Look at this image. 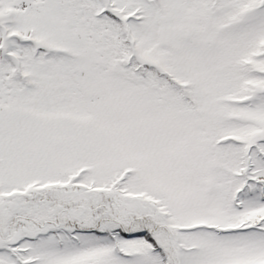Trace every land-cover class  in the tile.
Instances as JSON below:
<instances>
[{
  "label": "snow or ice",
  "instance_id": "1",
  "mask_svg": "<svg viewBox=\"0 0 264 264\" xmlns=\"http://www.w3.org/2000/svg\"><path fill=\"white\" fill-rule=\"evenodd\" d=\"M0 264H264V0H0Z\"/></svg>",
  "mask_w": 264,
  "mask_h": 264
}]
</instances>
